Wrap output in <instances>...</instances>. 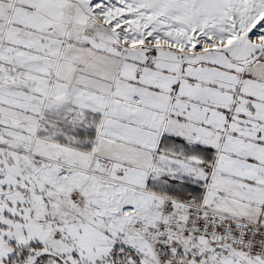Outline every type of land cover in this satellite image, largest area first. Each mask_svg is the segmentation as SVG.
Listing matches in <instances>:
<instances>
[{
    "label": "snow or ice",
    "instance_id": "6c2138e0",
    "mask_svg": "<svg viewBox=\"0 0 264 264\" xmlns=\"http://www.w3.org/2000/svg\"><path fill=\"white\" fill-rule=\"evenodd\" d=\"M0 264H264V0H0Z\"/></svg>",
    "mask_w": 264,
    "mask_h": 264
}]
</instances>
